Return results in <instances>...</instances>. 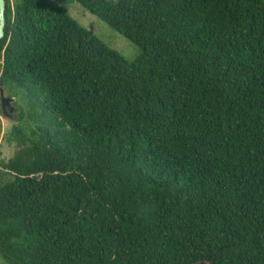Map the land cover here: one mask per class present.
<instances>
[{"label":"trees","instance_id":"obj_1","mask_svg":"<svg viewBox=\"0 0 264 264\" xmlns=\"http://www.w3.org/2000/svg\"><path fill=\"white\" fill-rule=\"evenodd\" d=\"M71 1L139 54L5 0L6 264H264V0Z\"/></svg>","mask_w":264,"mask_h":264},{"label":"rangeland","instance_id":"obj_2","mask_svg":"<svg viewBox=\"0 0 264 264\" xmlns=\"http://www.w3.org/2000/svg\"><path fill=\"white\" fill-rule=\"evenodd\" d=\"M51 2L65 11V13L74 19L80 26L92 29L93 33L103 44L120 54L125 59L133 60L139 54V49L133 43L113 31L106 24L87 12L79 4L72 2L71 0H51ZM3 94L4 97L13 99V106L16 110V117L8 119L2 115L0 107V161L5 162L11 158L17 150L15 140L10 134V131L12 126L19 127L26 124V103L23 93L20 90H11L8 87H4ZM22 116L23 119L19 122L18 119ZM8 178L10 177H4V179ZM0 264H6L1 255Z\"/></svg>","mask_w":264,"mask_h":264},{"label":"water","instance_id":"obj_3","mask_svg":"<svg viewBox=\"0 0 264 264\" xmlns=\"http://www.w3.org/2000/svg\"><path fill=\"white\" fill-rule=\"evenodd\" d=\"M5 28V0H0V40L4 36ZM13 99L4 97L3 90L0 87V107L2 115L8 119L16 117V110L12 105Z\"/></svg>","mask_w":264,"mask_h":264},{"label":"flooded vegetation","instance_id":"obj_4","mask_svg":"<svg viewBox=\"0 0 264 264\" xmlns=\"http://www.w3.org/2000/svg\"><path fill=\"white\" fill-rule=\"evenodd\" d=\"M12 105H13V103H12Z\"/></svg>","mask_w":264,"mask_h":264}]
</instances>
